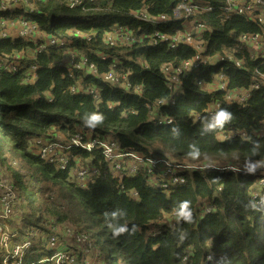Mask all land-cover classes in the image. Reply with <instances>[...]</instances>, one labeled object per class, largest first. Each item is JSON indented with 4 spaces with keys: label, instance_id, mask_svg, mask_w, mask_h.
Instances as JSON below:
<instances>
[{
    "label": "trees",
    "instance_id": "trees-1",
    "mask_svg": "<svg viewBox=\"0 0 264 264\" xmlns=\"http://www.w3.org/2000/svg\"><path fill=\"white\" fill-rule=\"evenodd\" d=\"M192 2L212 8L209 13L192 14L208 28L203 41L210 58L221 55L224 48L232 50L244 33L264 36L253 13L225 18L226 0ZM2 3L9 8L0 9V18L25 19L37 24L40 34L66 40L63 48L37 53L34 42L0 39V175L18 195L10 223L22 240L33 243L25 264H40L49 254L39 243L49 232L47 221L58 229L66 224L90 233L101 255L97 264H264V184H260L264 171H248L249 165L264 164V134L259 132L264 126V59L244 50L235 54L244 62L243 72L232 63L204 65L199 72L191 67L180 74L171 72L177 80L171 92L163 69L182 67L197 54L186 45L154 44L149 36L155 30L169 34L182 30L188 15L183 11L175 16L173 11L182 0H115L111 5L86 0L75 7L69 0L32 1L30 13L13 0ZM141 10L148 20L137 18ZM116 26L137 38L131 48L105 42ZM72 48L85 55L92 69H69L67 52ZM16 55L37 67L31 82H22L19 74L11 72ZM112 63L124 77L119 86L102 78ZM221 70L230 90H250L244 105L228 104L223 92L198 85L199 81L211 84ZM91 87L99 89V102L89 94ZM161 100H167L162 109L155 113L147 109V104ZM209 109H224L232 119L222 129L203 132L202 121L211 117ZM91 113L105 119L90 130L83 118ZM160 115L173 122L158 126ZM232 127L246 132L247 139L222 137ZM77 133L88 140L116 141L122 150L145 158L199 161L202 170L187 169L183 183L164 188L157 170L154 178L144 166L134 173L115 172L114 163L99 150L73 149L74 162L65 170L59 168L58 158L41 157L43 144H66ZM190 146L200 152L199 159L187 155L193 150ZM205 164L231 165L236 171L222 172ZM82 167L90 173L80 187L77 174ZM54 191L65 209L50 202ZM185 200L191 202L192 222L181 219L174 226L176 209ZM117 210L120 215L114 219L111 213ZM109 224H126L129 230L136 225L138 230L113 238ZM32 233H39V238Z\"/></svg>",
    "mask_w": 264,
    "mask_h": 264
},
{
    "label": "built area",
    "instance_id": "built-area-1",
    "mask_svg": "<svg viewBox=\"0 0 264 264\" xmlns=\"http://www.w3.org/2000/svg\"><path fill=\"white\" fill-rule=\"evenodd\" d=\"M32 1H45V0H13L15 5L21 6L22 4H30ZM86 0H72V5H82ZM93 1V0H89ZM108 2L113 3L115 0H107ZM8 5L2 3L0 5L1 10H8ZM33 8H30V12ZM223 15L225 18H229L233 15L241 16L246 13L255 12L257 17L255 19L256 25L264 32V0H226V5L222 9ZM175 16H180L184 11L187 13L185 19L184 28L181 31L176 33H167L163 30H155L151 33V38L154 40V43L157 42L165 43L169 48H176L179 45H194L196 39H198V48H202L203 45V36L207 32L208 28L203 21L193 19L192 14H201L209 13L212 11L210 6H201L196 5L192 0H182V3L174 8ZM137 18L140 21H143L148 18L144 10L139 11ZM198 18H200L198 16ZM163 19V18H162ZM38 31L37 24H34L25 19H3L0 18V39H34V35ZM193 31L196 32V37L193 36ZM117 37L119 40L127 47H131L134 40L128 36L122 29H119L117 32ZM108 41L110 44H113L114 38L109 37ZM36 52H44L49 48H63L65 47V42L60 39L54 38H41L39 41H36ZM253 46V47H252ZM260 47V49H257ZM257 50L254 51L252 49ZM244 50L249 52L251 57L262 58L264 59V36L259 33H244L240 35L237 45L229 50L227 48L223 49V54L215 56L212 59L202 53L190 61H185L182 67L172 70L171 68L163 69L165 72V78L171 76V72L175 74H180L182 70L192 68L194 70L200 71V68L207 64L208 60H211L213 67L216 66H225L228 63H232L239 72L244 71V62L241 59H238L235 54L243 53ZM206 53V50H205ZM258 53H262L259 56ZM76 50L73 48L67 52L69 55L68 66L69 69H73L75 66L74 55ZM92 69V65H90ZM10 70L13 74H19L22 82H29L32 80L33 75L35 74L37 67L33 64H27L22 62V57L16 55L14 57L13 63L10 65ZM108 79L113 80L115 83H118L119 80L115 76V67L111 69L108 73ZM124 77H122V80ZM167 79V78H166ZM173 80H176L173 77ZM219 88L218 91L223 92L225 99L228 104H234V100L237 101L239 105H244L251 96L249 89L239 90V89H229V79L221 70L219 72L218 82L215 84ZM167 87L171 90L173 85L167 79ZM180 91V90H177ZM163 100L157 101L158 105H161ZM211 116L214 113L211 111L209 113ZM172 123L170 120L166 125L169 126ZM158 126L164 125L161 122L157 123ZM261 134H264V126L259 129ZM244 132L238 128H230L224 138H240L244 140ZM40 143V141H38ZM90 141L84 138L83 135L77 133L69 139V144L72 147H76L83 151H92V147L89 146ZM102 148V155L107 162L114 163V171L125 173L130 172L134 173L144 166L147 173H149L153 178L155 175V170L158 171V176H161L164 184L163 187L166 188L169 184H181L184 182V174L187 169H190L182 165H174L168 163L163 158H145L143 155L136 152H127L122 150L116 141H106L99 140L97 142ZM61 150V145L57 143H45L43 144L40 155L42 158H46L49 161H53L58 158L57 154ZM124 152V153H123ZM120 157L129 158L126 165L119 162ZM256 164V163H255ZM126 166V167H125ZM211 168H217L220 171L224 172L226 170L235 172L236 169L233 166H208ZM61 170L63 168H60ZM198 170H202L201 167ZM195 171V170H193ZM258 171H264V164L258 165L254 171L251 173H256ZM90 173V170L84 168L79 171L77 174V180L80 187H83L86 183L87 175ZM92 173L95 174L96 170H92ZM243 173V171H241ZM260 184H264V178L261 179ZM130 194L133 197H137V193L134 190H130ZM258 195L253 196L254 200H257ZM18 195L15 192L12 184L3 178L0 175V264H25V256L27 252L31 249L33 243L30 240H22L20 237L19 230L14 228L10 223V216L13 210V204L17 201ZM50 202H53V206L56 209H65V203L58 199L54 194L50 196ZM259 202V201H257ZM210 209H206L205 212H209ZM181 223V222H180ZM174 226H178L177 222H173ZM44 226L48 228L49 232L45 235L42 240H39L41 248H44L49 251V254L44 256L40 260V264H97V260L101 257L98 250L94 247V244L91 240L92 235L85 231H78L74 228L68 227V225L63 224L59 229L51 221L44 223ZM32 232V231H31ZM39 234V233H38ZM37 233H32L33 236L39 238ZM75 246L78 249V252L72 251L69 247ZM69 250V252H68Z\"/></svg>",
    "mask_w": 264,
    "mask_h": 264
},
{
    "label": "rangeland",
    "instance_id": "rangeland-1",
    "mask_svg": "<svg viewBox=\"0 0 264 264\" xmlns=\"http://www.w3.org/2000/svg\"><path fill=\"white\" fill-rule=\"evenodd\" d=\"M103 1H104L106 4H109V5L113 4V3H111V2H108L107 0H103ZM41 2H43V1H41ZM69 2H70V7H75V6H77V5H72V0H69ZM21 6H23L26 10H28L29 13H30V8H33L32 2H30V4H28V5H26V4H22ZM250 13H253V14H254V19H256L257 14H256L255 12H250ZM246 14H249V13H246ZM246 14H244V15H246ZM146 20H148V18L145 19V20H143V21H146ZM161 20H163V19L161 18ZM184 23H185V22H184ZM184 23H183V25H182V28H184ZM119 29H122V30H123L128 36H130V37L134 40V42L132 43V46H133L134 43L137 42V38L134 37L131 33L126 32L121 26H116L112 31H110V32L106 35L105 42L110 44V42L108 41V38H109V37H112V38H114V41L112 42L113 44H120L121 46H123V47H125V48H131L132 46H131V47H127V46H125V45L119 40V38L117 37V32L119 31ZM206 33H207V32H206ZM75 35H76V36H80V33H79L78 31H75ZM193 36L196 37V32H193ZM41 38H45V39H47V38H54V37H50V36H46V35H42V34H40V33L37 31L36 34L34 35V40H35L34 43H35L36 41H38V39L40 40ZM239 38H240V37H239ZM54 39H58V38H54ZM149 39L152 40L151 36H149ZM24 40H27L28 42H31L30 39H24ZM60 40H63V41L65 42V44H66V40H65V39H60ZM88 40L90 41V38H88ZM152 41H153V43H154V40H152ZM202 41H203V40H202ZM157 43H159V42H157ZM154 44H155V43H154ZM186 46L191 47V48L196 52V54H197L196 57H197L198 55H201V57L203 58L202 53H204V54L206 55V53H205V50H206V44L204 43V41H203L202 48H198V39H196V43H195L194 45H186ZM252 47H253V46H252ZM257 49H260V47H257ZM252 50H254V51L257 52L256 48H255V49H252ZM37 53H42V52H37ZM222 54H223V52H222ZM222 54H221V55H222ZM258 54H259V56L262 55V53H258ZM218 56H219V55H218ZM68 58H69V56H67V62H68ZM74 59H75V66L73 67V69H75L76 71H81L82 69L85 70L87 67H88V69H91V68H90V65L88 64V60H87V58L85 57V55H84L83 53H81V52H80V53H79V52L77 53V52H76V54L74 55ZM211 59H212V58H211ZM88 65H89V66H88ZM206 65H210V66H212L213 63H212L211 60H208V62H207ZM113 67H115V76H116V77L118 78V80H119L118 83H115L113 80L108 79V73H109V71H110L111 69H113ZM117 69H118L117 64H116V63H112V64L110 65V67H109V71L106 72L105 74H103V75H102V78H103L106 82H109V83H111V84H113V85H115V86H119V85H121V84H122V77H123V76H122L120 73L117 72ZM193 70H194V69H193ZM173 77H175V76H169V77H166V78L168 79V81H169L172 85H173V82H175V83L177 82V80H173ZM218 78H219V73L216 75V77L214 78V80L212 81L211 84L206 85L205 83L199 81L198 85L201 86V87H203V88L215 87V88L217 89V91H218L219 88H218L217 86H215V84L218 82ZM175 79H176V77H175ZM123 80H124V79H123ZM167 88H168V87H167ZM168 90L172 92L173 89L170 90V89L168 88ZM178 90H180V89H178ZM239 90H242V89H239ZM180 92H181V90H180V91H177V90H176V93H177V94H179ZM89 94L93 97L94 100H96V101H98V102L100 101V92H99V89L94 88V87H91V88L89 89ZM224 97H225V96H224ZM225 101L227 102L226 99H225ZM233 102H234V104L239 105V104L237 103L236 100H234ZM166 103H167V100H163L162 104H161V105H158V104H157V101H155V102H153V103H151V104H147L146 106H147V109H148L150 112L155 113L156 111H158V109H162V108L166 105ZM172 103H174V102L172 101ZM227 103H228V102H227ZM240 106H242V105H240ZM213 107H214V109H216V110L219 109V105L216 104V103H213ZM211 111H212L213 113H215V111H214L213 109H209V113H210ZM170 120L173 122V120H172L171 117H167V116L160 115V117L158 118V123L161 122L162 124L166 125ZM232 128H234V127H232ZM73 136H74V135H73ZM70 138H71V137H70ZM70 138H69V139H70ZM69 139H68V142H67L66 144H60V145H61V150H60L59 153L57 154V156H58L59 168H63L62 170H65V169L68 167V165L70 164V162H74V158H73V155H72V151H73V149L81 150V149H78V148H76V147H72V146L69 144ZM89 141H90L89 146L93 148L92 150H99L100 153H101V155H102V148H101V146L97 143V142L99 141V139H90ZM81 151H83V150H81ZM83 152H85V153H89L88 151H83ZM90 152H91V151H90ZM123 153H124V152H123ZM102 156H103V155H102ZM166 157L175 160L173 157H168V156H166ZM166 157L163 158V159L166 160V161H167L168 163H170V164L186 166V167H188V168H190V169H193V170H198V168L200 167V166H199V161H198V162H196V161H194V162H190V161L187 160V159H183L182 163H177V162H174V161L168 160ZM127 160H129V158H126V157H120L119 162H120L121 164L126 165ZM221 166H224V165H221ZM229 166H231V165H229ZM125 167H126V166H125ZM83 169H84V167L80 168L79 171H81V170H83ZM79 171H78V172H79ZM150 184H153V182H150ZM28 186H30V184H28ZM52 194H54V195L57 196L56 191L52 192ZM52 194H51V195H52ZM208 209H209V208H208ZM209 211H210V210H209ZM206 213H207V212H206ZM173 222H177V221L175 220V217H174V219H173ZM101 240H102V242H103L102 235H101ZM69 248H70L72 251H74V252H78V249H77L75 246H70Z\"/></svg>",
    "mask_w": 264,
    "mask_h": 264
},
{
    "label": "clouds",
    "instance_id": "clouds-1",
    "mask_svg": "<svg viewBox=\"0 0 264 264\" xmlns=\"http://www.w3.org/2000/svg\"><path fill=\"white\" fill-rule=\"evenodd\" d=\"M104 119H105L104 116L100 113H91V114L86 115L83 118V124L86 128L91 130V129H95L98 126L102 125L104 122ZM231 119H232L231 113H229L228 111L224 109H220L216 111L214 115L202 121V131L208 132V131H212L217 128L222 129L225 122L230 121ZM190 147L193 148V150L189 151L187 155L193 160L199 159L200 152L198 150H195L194 146H190ZM252 151L253 153H255L256 149L254 148ZM258 165H259V162L258 164L249 165L248 171L250 172L254 171ZM204 166L207 167L208 165L205 164ZM192 214H193V210L191 208V202L188 200L182 201L179 207L176 209L175 220L177 221V223L181 219L184 220L186 223H191ZM104 215L106 216L107 214L105 213ZM118 215H120L119 210L113 211L111 213V216L114 219ZM108 227L111 229L113 238H118L120 235H122L125 232H130L131 234L138 230L136 225H133L131 230H129L126 224H119V225L109 224Z\"/></svg>",
    "mask_w": 264,
    "mask_h": 264
},
{
    "label": "bare ground",
    "instance_id": "bare-ground-1",
    "mask_svg": "<svg viewBox=\"0 0 264 264\" xmlns=\"http://www.w3.org/2000/svg\"><path fill=\"white\" fill-rule=\"evenodd\" d=\"M34 39H31V42H34ZM244 139H247V135H244Z\"/></svg>",
    "mask_w": 264,
    "mask_h": 264
},
{
    "label": "crops",
    "instance_id": "crops-1",
    "mask_svg": "<svg viewBox=\"0 0 264 264\" xmlns=\"http://www.w3.org/2000/svg\"><path fill=\"white\" fill-rule=\"evenodd\" d=\"M32 81V80H31ZM31 81H29V82H31Z\"/></svg>",
    "mask_w": 264,
    "mask_h": 264
}]
</instances>
